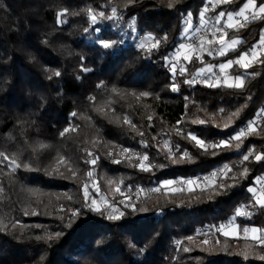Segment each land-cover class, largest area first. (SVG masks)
Wrapping results in <instances>:
<instances>
[{
    "label": "trees",
    "instance_id": "1",
    "mask_svg": "<svg viewBox=\"0 0 264 264\" xmlns=\"http://www.w3.org/2000/svg\"><path fill=\"white\" fill-rule=\"evenodd\" d=\"M245 1L216 10L235 13ZM205 4L0 0V153L8 157L0 156V264H264V245L242 233L264 230V207L247 190L264 179V160L255 159L264 155V63L229 70L244 77L241 89L186 83L204 64L194 57L183 75L172 72L188 13L196 22ZM112 8L118 26L98 15L91 24L89 10ZM262 28L256 20L230 31L243 42L211 64L239 58ZM130 34L160 44L149 52ZM100 41L122 43L105 50ZM254 120L242 143L212 147ZM211 175L206 188L156 190ZM85 186L118 211L91 210ZM120 192L131 196L126 205ZM232 224L237 237L222 232Z\"/></svg>",
    "mask_w": 264,
    "mask_h": 264
},
{
    "label": "snow or ice",
    "instance_id": "2",
    "mask_svg": "<svg viewBox=\"0 0 264 264\" xmlns=\"http://www.w3.org/2000/svg\"><path fill=\"white\" fill-rule=\"evenodd\" d=\"M129 2H131V0H129ZM177 2H178V0H177ZM220 2H222L224 4H228V3H230V0H220ZM171 6L172 5L169 4V7H171ZM97 15L99 16L100 20H107V21L115 22L114 26H118V22L121 19V16L117 13L116 8H112V15H105L104 11H100L98 14H92L91 10H89V18H90L91 24L93 26L98 24ZM225 15H227V19H226V21L223 22V27L222 28L217 27V32L222 33V35L220 37V41H219L220 47L217 49L218 54L221 56L226 55L228 51H235L236 46L242 42V41H239L237 39H232L230 42L226 41L224 39L225 29L242 28V27H246L247 24H249L250 22H253L256 20H264V4H260L257 7L255 0H247V2L244 4L243 8H241L239 12H236V13L229 12V13L225 14L223 11H221L215 19V25H217V26L221 25L222 20L225 17ZM191 16H192V14L189 12L188 13V21H187L189 23V26H190ZM199 18H200V21L202 22V24L205 26H207V24L210 23V21L205 19L204 12L200 13ZM130 28L133 32L136 31L134 24L130 25ZM94 30L99 31V29H94ZM188 30H189L188 27L184 28L185 33H187ZM85 31L87 32L88 29H85ZM147 39L154 41L151 45V48L148 49L149 52H151L152 49L158 48V45L160 44L159 39H156L153 36H148ZM164 39L166 40L167 37L165 36ZM100 43L102 44L103 49L109 50V49L113 48V46L115 44L122 43V41H111V42L100 41ZM209 43H211V41H209ZM137 47H139L140 49H144L145 45L143 42H140V43H138ZM188 47H190V46L186 45L184 43H180L178 45V48L175 50L177 53V56H179L180 50L188 48ZM262 49H264V31H262L260 34L259 42L257 44H254L252 46V48L249 49L248 51L242 53L238 59L228 60L226 63H221L218 66L220 72L227 75L226 70L233 68L234 65H238L240 68L246 70L255 63H264V60L260 59V55H264V52L260 51ZM209 54L211 55V52H209ZM184 58L186 60H189L188 56H185ZM189 62H190V60H189ZM84 70L87 71V69H84ZM173 72H175V66H173ZM185 72H186L185 68L180 69L181 75H183ZM206 72H212V68L207 67V68H203V69L198 70L197 76L203 75ZM55 75L58 77L61 75V73L59 71H57L55 73ZM195 78L196 77H193V80H188V81H186V83L193 84V81L195 80ZM231 79L233 80V83L228 84L227 85L228 87H234L236 89H241L245 83L244 77L241 75L233 76V77H231ZM208 86L215 87L217 85L209 84ZM178 90H179L178 86L174 85L172 87V91L175 92ZM262 111H264V110H262ZM71 115L75 116L76 113H72ZM201 123H203V121H201ZM254 124H255V121L249 122L248 127H247V133L248 134H251L255 131ZM67 131H69V129L65 128L64 132H67ZM64 132H62L61 135H64ZM245 136H246V131L244 129H241L237 135L231 137L229 140L220 141L219 145H212V147L229 146L231 144L232 140L240 141L242 143V138H244ZM191 139L195 140L197 145L202 146V147L205 146V142L203 140L198 139L194 134H191ZM146 146L147 145L145 144V147ZM237 147H239V144L237 145ZM128 151H129V149H124V152H128ZM169 151H171V148L169 149ZM249 155H251V153H249ZM249 155H244L243 160L244 161L249 160ZM0 156H4V159L8 160V157L5 156L3 153H0ZM147 159H148L147 156L143 157V161H146ZM255 159H256V161L264 160V155H256ZM143 161L139 165L141 167V170L149 171L150 167L145 166ZM88 162L94 165L97 163V160L91 159ZM115 162H119V161H115ZM173 162H175V161H173ZM12 164H14L15 167H20V165L15 164L14 161L10 162V166H12ZM73 174H75V173H73ZM89 175L91 176V172L89 173ZM244 175H247V169H245ZM260 181H261V178L257 177L254 182H260ZM172 183H173V181H171V180L164 182L165 185H171ZM187 183L191 184V183H193V181L189 180V181H187ZM247 190L249 193L252 194L253 198L256 200V203L260 207H264V186H262L259 190L256 187L250 186ZM87 195H88V190H87V186H85V196L87 197ZM91 210L100 211V208H99V206H97L96 201L92 202ZM115 212H116V209H113V213H115ZM33 214H35V213H33ZM73 215H75V213H73ZM123 215H124V213L121 212L119 215L113 214L109 218L116 220V219H119ZM237 215H239V213H237ZM244 231H245V233L251 231V233L253 234L252 238L257 240L260 244L264 245V230L257 229L255 227H253L251 229L245 228ZM232 232L233 233L236 232V228H233ZM224 234L228 235L229 233L225 232ZM56 235L59 236L60 234L57 233ZM49 239H52V237H49ZM184 251H188V249L185 248ZM261 259H264V257H261Z\"/></svg>",
    "mask_w": 264,
    "mask_h": 264
},
{
    "label": "crops",
    "instance_id": "3",
    "mask_svg": "<svg viewBox=\"0 0 264 264\" xmlns=\"http://www.w3.org/2000/svg\"><path fill=\"white\" fill-rule=\"evenodd\" d=\"M232 1V0H230ZM247 2V0L244 2V4ZM256 2V1H255ZM222 2H220V0H206V4L205 6L203 7V9L200 11L201 12H204L205 14V19L210 21L209 24H207V26L203 25L202 22L200 21V13H199V17L197 19L196 22H194L192 24V27L191 29L188 30L187 33L184 32V29H183V32H182V36H181V39H180V42L177 44L176 47H178V45L180 43H184L186 45H189L190 47L188 48H185V49H182L180 50L182 55L181 57H179L181 60H183L184 56H186V54L188 53H192L191 50L194 48V49H200V48H204V50H198L193 56L194 58H196L197 60L199 61H202L204 62V64L201 66H207L208 65V62L212 59H218L220 57H222L221 55L218 54L217 52V49L220 47V44H219V41H220V37L222 35L221 32H217V27H223V22L226 21L227 19V15H225V17L223 18L222 20V24L217 26L215 25V19L216 17L219 15V13L221 11H217L216 9L221 6ZM244 4L240 7L243 8ZM264 4V3H263ZM257 7L260 5V4H257ZM240 9L237 11L239 12ZM224 12V11H223ZM225 14L229 13V12H224ZM236 13V12H235ZM186 27V25L184 26V28ZM236 28L234 29H225V32H224V39L226 41H231L232 39H237L239 41H242L243 42V39L238 37V36H230L229 35V32L232 31V30H235ZM264 31V28H262L260 30V33H259V39H258V42L260 40V34L261 32ZM143 37V36H141ZM148 37V36H147ZM188 39V40H187ZM209 41H211V43H209ZM241 42V43H242ZM257 42V43H258ZM239 43V44H241ZM256 43V44H257ZM238 44V45H239ZM237 45V46H238ZM236 46V47H237ZM261 52H264V49L260 50ZM209 52H211V55L209 54ZM229 52V51H228ZM227 52V53H228ZM259 54V53H258ZM201 57H203V59H201ZM174 58V56L172 55L171 59ZM180 62V61H178ZM186 62V61H185ZM227 62V61H226ZM224 62V63H226ZM211 64V62H210ZM212 70H217L219 73L220 70H219V65L217 66H214V65H210ZM200 68V67H199ZM207 68V67H205ZM198 70V69H197ZM229 70H226L227 71V75H225L224 73H221V75H223V77L220 78V83L218 85H223V86H227L228 84H231L233 83V80L231 79V77H233V75H230L229 74ZM196 72V71H195ZM220 75V76H221ZM204 76V77H203ZM204 78L205 80L209 81L211 83L212 79L211 78H208L207 75H199V79L200 78ZM202 78V79H203ZM200 80L198 82H201L203 83L204 85H207L208 84L205 82V80ZM214 82V81H213ZM217 85V86H218ZM228 87V86H227ZM254 199V198H253ZM231 227L229 228H226V229H223L222 232L225 233V232H228L229 234L227 236H231V237H237L239 235V230H238V227L237 225L235 224H232L230 225ZM233 228H236V232H232V229ZM253 227H249V229H251ZM258 229V228H257ZM252 233L251 231L247 232L246 235H243V236H246L247 239L249 240H255L252 238ZM257 241V240H255Z\"/></svg>",
    "mask_w": 264,
    "mask_h": 264
},
{
    "label": "rangeland",
    "instance_id": "4",
    "mask_svg": "<svg viewBox=\"0 0 264 264\" xmlns=\"http://www.w3.org/2000/svg\"><path fill=\"white\" fill-rule=\"evenodd\" d=\"M188 21V18L186 20V27H188L189 29H191L192 27V20L190 21V26H189V23L187 22ZM126 40H128V37H126ZM129 40L130 41H134L136 43V45H138V43L140 42H143L145 47L150 49L151 48V45L154 41L152 40H148L147 39V36H143V37H136L134 36L133 34H130L129 35ZM188 40V39H187ZM178 47L175 48V50L177 49ZM204 50V48H200V49H192L191 52L192 53H188L186 54V56L189 57V60H191V58H193L194 54L198 51V50ZM173 51L172 52V55L174 56V58L172 59H175L176 60V63H173V65L175 66V68H177L178 70L183 68L184 67V61L186 62H189V60H186L185 58H183V60H181L179 57H181L182 53L181 51H179V56H177V53L176 51ZM185 57V56H184ZM171 59V60H172ZM201 59H203V57H201ZM238 59V58H237ZM236 60V59H235ZM180 61V62H178ZM210 61L208 62V65L207 66H203V67H200L198 68V70L200 69H203L205 67H211L210 66ZM173 68V66H172ZM198 70H196V72L194 73V77L195 78V81H200L202 78L199 79V76H197V72ZM172 72H173V69H172ZM203 75H207L208 78H211L212 81L211 83L207 80H205L204 78L202 80H205V82L209 85V84H215V85H218L220 83V78L223 77V75H221V73H219L217 70H212V72H206L205 74ZM221 75V76H220ZM214 81V82H213ZM263 118L264 117V112H262L260 114V116L258 118ZM255 121V124H254V128L256 127V122L257 120H254ZM247 126H245L243 129L247 132ZM193 181V183L189 184L187 183V181ZM214 183V179H213V176H209V177H198V178H194V179H187V180H178V181H173V183L171 185H165L164 182L161 183L160 185H158L156 187V190H163L165 192H176V191H191V190H194V189H201V188H206V187H209L211 186L212 184ZM264 186V179H261L260 182H256V184L253 186V187H256L258 190ZM88 190V195H87V198L89 199V205L91 206L92 205V202L93 201H96V204L97 206H99L100 209H104L106 210L108 213H113V209H116V212L118 211L115 203H112L110 202L109 200L107 199H104L103 197H94L92 195V191L97 194V190L96 188H94L92 186V191L91 189H87ZM120 195H121V200L120 202L124 205H126L127 203H129V197L131 198L130 195H124V192H120ZM255 203H256V200L254 199ZM257 204V203H256ZM258 205V204H257ZM259 206V205H258ZM115 212V213H116ZM249 229V227H247ZM243 235H246L247 233H245V231L243 230ZM244 238H247L246 236H244Z\"/></svg>",
    "mask_w": 264,
    "mask_h": 264
},
{
    "label": "built area",
    "instance_id": "5",
    "mask_svg": "<svg viewBox=\"0 0 264 264\" xmlns=\"http://www.w3.org/2000/svg\"><path fill=\"white\" fill-rule=\"evenodd\" d=\"M172 61H173L174 63H176V60H175V59H173ZM194 82H195V81H193V83H194Z\"/></svg>",
    "mask_w": 264,
    "mask_h": 264
}]
</instances>
